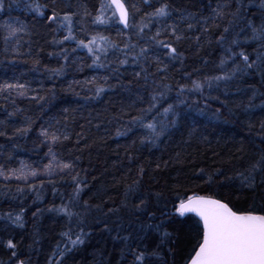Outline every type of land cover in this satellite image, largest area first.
<instances>
[{
  "label": "trees",
  "instance_id": "16d2710c",
  "mask_svg": "<svg viewBox=\"0 0 264 264\" xmlns=\"http://www.w3.org/2000/svg\"><path fill=\"white\" fill-rule=\"evenodd\" d=\"M123 1L128 30L109 0H3L0 85L24 84L27 91L0 93V166L42 169L49 161L43 128L60 135L53 150L74 169L52 176L53 183L34 178L35 189L0 179V264H134L133 250L146 253L144 264H185L191 221L164 215L174 212L177 195L264 208V167H252L264 157V63L244 69L237 57L241 72L212 79L231 71L232 61L221 66L229 47L245 51L250 62L264 53L257 42L245 43L247 21L258 26L264 19L259 0H245L252 6L239 20L232 15L237 0ZM163 5L168 15L156 16ZM64 16L71 17L70 30ZM9 27L19 31L10 36ZM93 37L106 42L98 40L89 53L79 41ZM158 41L175 47L177 57ZM194 80L200 91L190 90ZM97 87L104 88L99 95ZM148 123L163 134L157 138ZM29 124L27 134L17 133ZM250 172L253 187L242 183L241 174ZM63 206L70 217L56 211ZM17 214L23 227L14 222ZM164 231L171 235L161 244ZM78 237L83 243L73 245ZM9 239L15 249L7 248Z\"/></svg>",
  "mask_w": 264,
  "mask_h": 264
},
{
  "label": "snow or ice",
  "instance_id": "6c2138e0",
  "mask_svg": "<svg viewBox=\"0 0 264 264\" xmlns=\"http://www.w3.org/2000/svg\"><path fill=\"white\" fill-rule=\"evenodd\" d=\"M3 0H0V10L3 9ZM115 7V11L113 15L119 13V20L121 23L128 27V11L125 8L122 0H110V3L107 7ZM252 4L249 2L245 3V0H237V7L234 13H232L233 17L236 20H239L243 11L251 7ZM105 5H101V11L105 8ZM258 7L261 10H264V0H259ZM39 12V6L35 9ZM39 14L43 15L42 12ZM156 16L164 17L168 15L167 5H163L157 9ZM219 15V13H218ZM55 13L50 19H55ZM64 21L68 22L69 30L71 25V17L64 16ZM96 21L98 23H104V19L102 16H97ZM233 21H229V24H232ZM246 28L250 30L251 37L245 38V43L249 42H257L260 48H264V19L261 20V23L257 26L253 21H247ZM19 29L9 27V35L14 36ZM224 33L229 31L228 27L224 28ZM241 31H244L242 28ZM173 35L176 36L177 40H180L182 37L175 33V29H173ZM159 35V32L157 33ZM239 35V34H238ZM69 35L66 39H70ZM220 41L225 39V36L221 34ZM98 40L105 41L103 37H93L88 43L84 41H79V44L87 48L89 53L94 51V45L98 43ZM160 46L167 48L169 55L172 59L177 57V49L170 44L164 43L163 41H158ZM241 42L239 39L234 38L231 41L232 45H239ZM134 47V46H133ZM146 51L145 49H141V53ZM229 55L226 59H221V66L228 63V61L233 62V66L230 72H225L222 76H216L212 79L217 81L219 80H230L232 79L238 72H241L243 69L241 64L237 62L236 58L239 57L243 62L244 69H252L254 65H256L257 60L264 63V53H260L258 51L257 57L255 60L250 62L249 55L245 53V51H233L231 47L227 49ZM98 59V57H97ZM39 63V61H36ZM121 63H125L122 61ZM159 71H163L164 69H158ZM62 69L54 70V75H59ZM139 75V73L137 74ZM165 87H168L165 85ZM203 87V84L199 81H192V87L190 90L200 91ZM12 90L16 91V94L19 96L26 95V86L24 84H5L0 85V93ZM104 91V88L97 87L96 94L99 95ZM184 91V88L181 87V92ZM43 99V98H41ZM155 99V97H153ZM154 106V105H153ZM169 108L165 109V113L170 110ZM146 127L157 136L163 134V129L160 130L159 133L156 132V126L154 123H148ZM31 130V125L29 124L27 127L18 128L16 131L19 134H27ZM4 133L0 132V135ZM118 135L120 133H117ZM40 135L45 138L44 142L49 144L47 156L49 157V161L43 167V172H38L36 169L31 168L29 165H25L23 162L21 163V167L18 169H7L3 166H0V179L3 181H22L28 185L30 189H35L36 185L34 183V178L38 175H46L49 177L48 183H53L51 177L57 175L59 173L71 172L74 169V164L72 162H64L61 160L56 152L53 150L52 145H55L61 141L60 135H58L54 131H49L48 129H41ZM64 140L68 139L67 135H64ZM253 171L259 170L261 167H264V157L261 158V161H258L253 166ZM143 169H141V172ZM79 174L73 176V181L76 183V195L78 196L81 188V183L78 179ZM242 183L247 182L248 187H253L254 177L252 173H249V176H243ZM30 178H33V182H29ZM211 177L208 179V183L211 184ZM44 181H41V186ZM138 183V181L136 182ZM7 187V184H5ZM18 192H23L24 189L17 186ZM159 195V194H157ZM39 198V196L37 197ZM145 201H141V204H144ZM173 204V213H164V215H178L179 217H187L188 220L191 221L189 225L190 233H191V251L188 252L187 259L185 264H264V208L259 210L255 208L241 209L236 208L234 206H230V202L213 196V195H177V199L172 201ZM52 211V209H49ZM57 212L62 213L67 216H71L72 213L69 211L67 206H63L59 209H56ZM190 214V215H189ZM11 217V214H9ZM22 214H17L14 217V222L17 223V226L23 227L22 223ZM162 227V225H157V231ZM171 234L167 231L163 232V236L161 238V244L164 243V238L169 237ZM77 242L83 243V240L79 237L76 241H72L73 245ZM7 248L15 249L16 245L13 243L11 239L7 241ZM160 245H157L159 248ZM13 257L17 255L15 251L11 253ZM151 255L158 256V253L154 250ZM134 256V264H144L145 252L137 253L133 250ZM162 259V258H161ZM18 264H25L24 260H19Z\"/></svg>",
  "mask_w": 264,
  "mask_h": 264
},
{
  "label": "water",
  "instance_id": "95a60500",
  "mask_svg": "<svg viewBox=\"0 0 264 264\" xmlns=\"http://www.w3.org/2000/svg\"><path fill=\"white\" fill-rule=\"evenodd\" d=\"M109 2H110V0H109ZM122 3H124V1L122 0ZM124 5H125V3H124ZM114 7V6H113ZM115 8V7H114ZM125 8L127 9V7H126V5H125ZM127 11H128V9H127ZM117 15H118V18H119V13H117ZM128 24H129V11H128ZM121 25L124 27V28H127V27H125V25L123 24V23H121ZM190 215V214H189Z\"/></svg>",
  "mask_w": 264,
  "mask_h": 264
},
{
  "label": "bare ground",
  "instance_id": "6f19581e",
  "mask_svg": "<svg viewBox=\"0 0 264 264\" xmlns=\"http://www.w3.org/2000/svg\"><path fill=\"white\" fill-rule=\"evenodd\" d=\"M110 3V2H109ZM126 5V4H125ZM114 11H115V8L112 6L111 7ZM117 14V13H116ZM117 17H118V15H117ZM119 19V18H118ZM120 21V20H119ZM129 22H130V16H129ZM120 25H121V22H120ZM121 27L124 29V30H128L129 29V26L127 27V28H124L122 25H121ZM15 94H16V92H15Z\"/></svg>",
  "mask_w": 264,
  "mask_h": 264
},
{
  "label": "rangeland",
  "instance_id": "374dc122",
  "mask_svg": "<svg viewBox=\"0 0 264 264\" xmlns=\"http://www.w3.org/2000/svg\"><path fill=\"white\" fill-rule=\"evenodd\" d=\"M38 172H43V168L42 169H40ZM40 176H46V175H38L37 177H35V178H38V177H40ZM30 179H32V178H30Z\"/></svg>",
  "mask_w": 264,
  "mask_h": 264
}]
</instances>
